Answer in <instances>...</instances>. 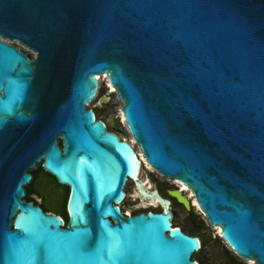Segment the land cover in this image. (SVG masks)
Segmentation results:
<instances>
[{"label":"water","instance_id":"1","mask_svg":"<svg viewBox=\"0 0 264 264\" xmlns=\"http://www.w3.org/2000/svg\"><path fill=\"white\" fill-rule=\"evenodd\" d=\"M98 75L145 161L264 264V0H0V264H197L169 209L122 214L139 159L85 107ZM37 164L66 225L24 200Z\"/></svg>","mask_w":264,"mask_h":264},{"label":"rangeland","instance_id":"2","mask_svg":"<svg viewBox=\"0 0 264 264\" xmlns=\"http://www.w3.org/2000/svg\"><path fill=\"white\" fill-rule=\"evenodd\" d=\"M19 51L29 52L23 46L18 43H12ZM100 76V75H99ZM98 77V76H97ZM99 97L89 104V109H92L97 117V120L109 119L113 116H118V110L123 104L119 102L116 95H110V102L107 104H99L98 100L106 95L103 83H100ZM108 94V93H107ZM95 117V118H96ZM110 131V129L108 128ZM117 133L124 135L126 139H129V135L125 128L120 125ZM38 167V164L34 169ZM32 169L29 171L34 176L33 184L27 188V194L34 192L36 195H31L30 198L37 199L43 207L44 211L51 213L62 214V199L67 189L65 186L59 185L55 180L50 177L46 172L35 171ZM141 179H148L151 184L150 191L156 192L159 197H162L170 202V212L173 214L172 225L179 227L183 233L191 236L196 235L199 237L200 242H204L203 247L191 257L197 264H248L247 261L240 259L220 238L217 231L208 224L205 218L202 216L200 211L191 205L190 210H186L181 204H179L173 197L169 195V191L175 190L174 182L166 181L156 174L148 173L146 170H141ZM175 181V180H174ZM135 184L128 182L124 192L126 198L120 204V208L124 213L129 212V216L136 215L139 213L147 212H159L161 211V204L157 207L145 205L138 197H135ZM154 190V191H153ZM39 196V197H38ZM189 203V195L182 193ZM28 200V198H24ZM45 213V212H44ZM127 216V214H125Z\"/></svg>","mask_w":264,"mask_h":264},{"label":"bare ground","instance_id":"3","mask_svg":"<svg viewBox=\"0 0 264 264\" xmlns=\"http://www.w3.org/2000/svg\"><path fill=\"white\" fill-rule=\"evenodd\" d=\"M25 48V47H24ZM26 49V48H25ZM27 50V49H26ZM29 51V50H28ZM30 52V51H29ZM97 80L100 81L101 83H105L106 84V87L108 88L109 90V95H116V91L115 89L109 84V81L107 79V77L103 76V75H98L97 77ZM117 98V97H116ZM119 102H121V104H123V102L119 99H117ZM118 120H119V123L120 125H122L126 132L128 133L129 135V139H127L129 141V144L131 145V147L135 150V154L138 155V159H139V162H136L137 166H136V169H135V172H134V175L131 177L134 179V182H132L130 179L128 180L129 182L131 183H134L135 184V197H138L145 205L147 206H152V207H157L158 204H161L160 207L163 208V210H168L169 209V206H168V203L166 202H163L161 200V197H159L157 195L156 192H151L150 189H152L151 187V184L149 183L148 179H145V180H142L141 179V170L144 169L146 170L148 173H152V174H156L157 176H159L160 178L166 180V181H169L171 182V179H168L164 176H162L161 174H159L158 172H156L146 161L145 159L143 158L142 154H141V151L139 150L138 148V145L135 143V141L133 140V138L131 137V135L129 134L128 130H127V127H126V123H125V120H124V117H123V114H122V111H121V108L118 110V116H117ZM138 168V169H137ZM174 185H177L178 189L177 191L180 192V193H176V195H178V197H180V195L182 196V193H187V195H189V198H190V201L192 203H189V201L183 197L182 200L185 199V201L187 200V202L189 203V206L191 207V205L193 207H195L196 209H198L200 211V213L202 214V216L205 218V220L207 221L205 215L203 214V212L200 210V208L198 207L196 201H195V198L194 196L192 195L191 191L184 187L183 185L179 184L177 181H174ZM154 191V190H153ZM126 198V194H125V197L124 199ZM181 198V197H180ZM123 199V200H124ZM123 202V201H122ZM121 202V203H122ZM120 203V204H121ZM120 204H119V207H120ZM170 210V209H169ZM127 214V216H129V212L125 213ZM124 214V215H125ZM172 220V219H171ZM208 222V221H207ZM209 224V222H208ZM210 225V224H209ZM174 226L172 225V221H171V228H173ZM218 235H220V231H221V228L220 227H213ZM221 238V236H220ZM222 239V238H221ZM198 242H199V245H200V240L198 239ZM226 243V242H225ZM228 246V245H227ZM229 247V246H228ZM200 248V247H199ZM231 249V248H230ZM232 250V249H231ZM199 251V250H198ZM233 251V250H232ZM234 252V251H233ZM235 253V252H234ZM236 254V253H235ZM237 255V254H236ZM238 256V255H237ZM240 259L244 260L243 258H241L240 256H238ZM247 261V260H245ZM248 264H255L253 261H247Z\"/></svg>","mask_w":264,"mask_h":264},{"label":"trees","instance_id":"4","mask_svg":"<svg viewBox=\"0 0 264 264\" xmlns=\"http://www.w3.org/2000/svg\"><path fill=\"white\" fill-rule=\"evenodd\" d=\"M94 112V111H93ZM94 114H95V112H94ZM95 117H96V114H95ZM96 120H97V117H96ZM42 171V172H44V170L42 169V167H41V164H38V167L36 168V169H34L33 170V172H35V171ZM28 174H30L31 176H32V179H31V181H30V183L26 186V187H24L23 189H24V192H25V198H28V200H25L26 202H32V203H34V205H37V203L32 199V198H30V196L31 195H36L37 196V194H35L34 192H30L29 194H27V188H29L32 184H33V182H34V176L31 174V173H29L28 172ZM49 175V174H48ZM50 177H52L51 175H49ZM53 179H54V177H52ZM55 180V179H54ZM55 182H56V180H55ZM65 189H67V195H68V193H69V188L68 187H65ZM39 197V196H38ZM66 200H67V196H66V191H65V193H64V197H63V199H62V214H56V213H53V214H55V215H57V216H59V217H61L62 219H63V217H65L66 219H67V212H66V206H65V203H66ZM42 209H43V207L41 206V205H39ZM45 213H51V212H49V211H44ZM121 212H123L122 210H121ZM172 216H173V214H172ZM174 217V216H173ZM173 217H172V219H173ZM63 221H64V225H66V221L63 219ZM173 228H179V227H173ZM191 237H195V238H197V239H199V237L198 236H196V235H191ZM203 245H204V242H200V248H199V250L203 247ZM193 261V260H192ZM194 262H196V261H194Z\"/></svg>","mask_w":264,"mask_h":264},{"label":"flooded vegetation","instance_id":"5","mask_svg":"<svg viewBox=\"0 0 264 264\" xmlns=\"http://www.w3.org/2000/svg\"><path fill=\"white\" fill-rule=\"evenodd\" d=\"M19 51V50H18ZM19 52H21V53H24L26 56H27V58L29 59V60H33V54L31 53V52H23V51H19ZM109 94H106V95H103L102 97H105L106 99H107V101L104 103V104H107V103H109L110 102V98H109ZM101 97V98H102ZM99 101V100H98ZM104 124H105V128H106V130L107 131H109L108 130V125L104 122ZM113 133H115L118 137H121V134H119V133H117V132H113ZM57 145H58V147L61 149V145H60V141H58V143H57ZM174 185V184H173ZM174 187H175V189H178L177 187V185H174ZM164 199V198H163ZM42 209V208H41ZM43 210V209H42ZM44 211V210H43ZM63 219L66 221V223H67V219L65 218V217H63ZM185 234V233H184ZM187 235V234H186ZM189 236V235H188ZM245 264H247L246 262H245Z\"/></svg>","mask_w":264,"mask_h":264},{"label":"built area","instance_id":"6","mask_svg":"<svg viewBox=\"0 0 264 264\" xmlns=\"http://www.w3.org/2000/svg\"><path fill=\"white\" fill-rule=\"evenodd\" d=\"M98 83H99V85H98V90H97V93H96V95H95V97L93 98V101H95L98 97H99V92H100V81H98ZM103 85H104V90H105V93L107 94V93H109V90H108V88L106 87V84L105 83H103ZM92 101V102H93ZM91 104V103H90ZM86 109H89V104H87L86 106ZM129 181H127L126 182V184H125V187H126V185H127V183H128ZM125 187H124V189H125ZM124 201V200H123ZM122 214L124 215L125 213L124 212H122ZM172 221V220H171ZM192 260V259H191Z\"/></svg>","mask_w":264,"mask_h":264},{"label":"clouds","instance_id":"7","mask_svg":"<svg viewBox=\"0 0 264 264\" xmlns=\"http://www.w3.org/2000/svg\"><path fill=\"white\" fill-rule=\"evenodd\" d=\"M66 206V205H65Z\"/></svg>","mask_w":264,"mask_h":264}]
</instances>
